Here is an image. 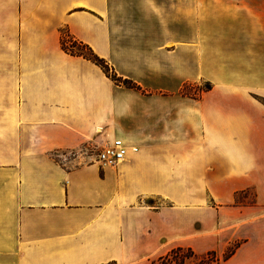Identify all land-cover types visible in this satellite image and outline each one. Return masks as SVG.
I'll list each match as a JSON object with an SVG mask.
<instances>
[{
	"label": "crops",
	"instance_id": "1",
	"mask_svg": "<svg viewBox=\"0 0 264 264\" xmlns=\"http://www.w3.org/2000/svg\"><path fill=\"white\" fill-rule=\"evenodd\" d=\"M143 1L0 0V264H264V0Z\"/></svg>",
	"mask_w": 264,
	"mask_h": 264
},
{
	"label": "rangeland",
	"instance_id": "2",
	"mask_svg": "<svg viewBox=\"0 0 264 264\" xmlns=\"http://www.w3.org/2000/svg\"><path fill=\"white\" fill-rule=\"evenodd\" d=\"M182 2V1H181ZM219 2V1H218ZM231 2V1H230ZM214 3H217V1H214ZM233 3V2H231ZM120 4L125 7V2L124 1H120ZM128 6H126L127 8H129V6L132 7V9H140L142 4H143V7H146L147 5H149L148 2L146 1H143L142 3L140 2V0H127V3H126ZM167 9L165 8L164 9V12H166ZM173 16H165V20H175V22H177L176 20L178 18H172ZM203 23V19L202 18H199L197 17V23L196 24H202ZM148 29H150V26L147 27ZM64 34H66L65 32H63ZM198 35V34H197ZM63 36V34H62ZM113 73H109V70H108V76H112ZM210 87L207 83L205 82H202V81H199L198 83H193V84H184L183 85V90H188V92H190V94L193 96V97H198V95L201 93V91H205L206 90V87ZM94 152L92 151H87L83 154V157L85 158L83 160V163H86V164H90V163H94ZM71 156V154H70ZM247 196V195H246ZM248 202H250L248 200ZM174 251H175V254H174ZM173 253V254H172ZM166 256H170V260L169 262L170 263H174V264H209L211 262L214 261V257L209 255L207 257L206 260H202V261H194L192 258H191V255H189V253H187L186 250H180L178 252H176V250H173L171 251L168 255ZM165 256V257H166ZM164 258V257H163ZM161 261V260H160ZM159 261V262H160ZM158 262V263H159Z\"/></svg>",
	"mask_w": 264,
	"mask_h": 264
},
{
	"label": "built area",
	"instance_id": "3",
	"mask_svg": "<svg viewBox=\"0 0 264 264\" xmlns=\"http://www.w3.org/2000/svg\"><path fill=\"white\" fill-rule=\"evenodd\" d=\"M62 38L65 49L70 51L72 49L71 44L76 41L67 34H63ZM128 151L134 153L137 152V149H129L120 140H115L112 144L106 145L98 150L94 155V159L100 168L112 169L124 162Z\"/></svg>",
	"mask_w": 264,
	"mask_h": 264
},
{
	"label": "trees",
	"instance_id": "4",
	"mask_svg": "<svg viewBox=\"0 0 264 264\" xmlns=\"http://www.w3.org/2000/svg\"><path fill=\"white\" fill-rule=\"evenodd\" d=\"M64 34V33H63ZM61 48L62 50L69 54L70 56H76V57H82L84 59H87L91 62H93L94 64H96L97 66L101 67L102 70L105 72L106 75H108V67L107 65H105L104 61L102 59H99L92 51L91 49L79 42H73L71 44V50H66L64 45H63V38H61ZM110 78L116 83V84H121L126 88H133L134 84L128 80H120L116 77H114L113 75L110 76ZM209 89V87H206V90ZM180 251V249H176V252ZM187 253H189V255H191L190 251H187ZM173 254V253H172ZM175 254V251H174ZM170 256H166L164 258L161 259V261L159 262V264H168ZM214 262V261H213ZM106 264H115V262H109ZM210 264V263H209Z\"/></svg>",
	"mask_w": 264,
	"mask_h": 264
}]
</instances>
